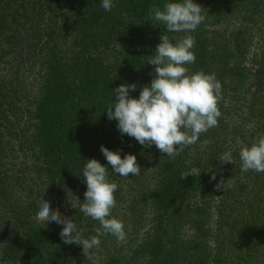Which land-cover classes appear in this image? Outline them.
I'll list each match as a JSON object with an SVG mask.
<instances>
[{
	"label": "trees",
	"instance_id": "1",
	"mask_svg": "<svg viewBox=\"0 0 264 264\" xmlns=\"http://www.w3.org/2000/svg\"><path fill=\"white\" fill-rule=\"evenodd\" d=\"M167 2L177 0H113L105 12L102 0H0V264H75L63 226L36 214L44 199L82 238L96 235L99 222L79 211L93 158L118 185L112 216L125 224V242L100 236L107 264H264V173H242L239 158L264 134V0H193L205 19L189 33L187 67L222 85L218 125L196 144L172 159L107 118L114 88L135 83L138 98L155 77L154 27L185 35L154 20ZM101 145L135 155L141 175L113 172ZM229 151L233 164H220ZM193 168L199 176L181 179ZM221 177L233 186L217 191Z\"/></svg>",
	"mask_w": 264,
	"mask_h": 264
},
{
	"label": "clouds",
	"instance_id": "2",
	"mask_svg": "<svg viewBox=\"0 0 264 264\" xmlns=\"http://www.w3.org/2000/svg\"><path fill=\"white\" fill-rule=\"evenodd\" d=\"M101 7L105 12L114 7L113 0H102ZM204 9L193 0H177L167 2L163 10L156 8L154 20L162 23L169 33H185L176 39L162 34L160 43L155 48V54L150 55L147 63L154 65L155 77L150 85L142 86L138 98L130 96L137 90V85L121 84L114 88L115 102L107 108V118L117 121L118 131L134 138L141 146L148 148L153 145L169 158L175 159L186 147L194 145L202 133L218 125L221 112L218 103L222 98V85L215 73L206 74L203 70L190 73L187 65L195 63L193 48L195 38L191 32L197 30L204 21ZM154 25H157L154 23ZM175 41V42H173ZM205 144L210 141L205 140ZM237 144H241L237 139ZM100 151L106 158L111 170L122 177L128 178L141 175V166L137 157L126 154L123 158L120 151H112L101 145ZM241 172L249 170L264 173V134H260L251 146H241L239 151ZM218 162L233 164V155L224 152ZM107 165L97 159H88L83 167L82 181L86 183L85 200L79 211L86 217L98 221L100 227L96 235L82 238V230L58 209H53L49 201L42 199L36 219L62 225L59 233L65 244H76L83 251L99 247L100 236L111 234L118 242L126 241L125 224L121 219L112 216V210L117 206L114 193L118 185L108 178ZM200 171L193 168L181 173V179L188 176H199ZM216 173L210 177L216 180ZM232 178L215 184L217 191L233 186Z\"/></svg>",
	"mask_w": 264,
	"mask_h": 264
},
{
	"label": "rangeland",
	"instance_id": "3",
	"mask_svg": "<svg viewBox=\"0 0 264 264\" xmlns=\"http://www.w3.org/2000/svg\"><path fill=\"white\" fill-rule=\"evenodd\" d=\"M152 32L159 36L162 35V32L157 30L156 27H154ZM70 246L72 247L75 264H105V262L107 264V257L105 256L106 251H104L105 249H99V247H97L84 252L82 246L80 245L70 244Z\"/></svg>",
	"mask_w": 264,
	"mask_h": 264
}]
</instances>
